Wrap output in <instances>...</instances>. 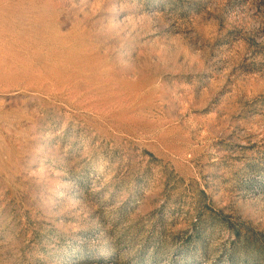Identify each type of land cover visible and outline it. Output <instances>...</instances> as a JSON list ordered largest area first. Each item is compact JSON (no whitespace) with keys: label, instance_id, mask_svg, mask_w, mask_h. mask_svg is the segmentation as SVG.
Returning <instances> with one entry per match:
<instances>
[{"label":"rangeland","instance_id":"374dc122","mask_svg":"<svg viewBox=\"0 0 264 264\" xmlns=\"http://www.w3.org/2000/svg\"><path fill=\"white\" fill-rule=\"evenodd\" d=\"M0 264H264V0H0Z\"/></svg>","mask_w":264,"mask_h":264}]
</instances>
